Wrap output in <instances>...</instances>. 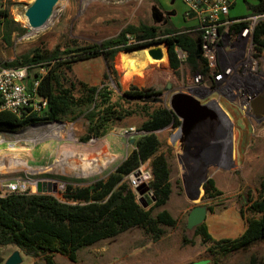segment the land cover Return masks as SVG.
I'll use <instances>...</instances> for the list:
<instances>
[{"label":"rangeland","instance_id":"obj_1","mask_svg":"<svg viewBox=\"0 0 264 264\" xmlns=\"http://www.w3.org/2000/svg\"><path fill=\"white\" fill-rule=\"evenodd\" d=\"M33 1L0 0V9H7L11 19L27 29L23 36L12 35L11 47L0 41V62L13 61L35 49L50 53L71 43L100 44L117 37L129 25L143 23L162 31L190 25L183 17L184 7L178 0H60L42 28L30 29L25 11ZM257 1L237 0L230 11L231 18L258 16L251 15L248 9ZM143 51L141 58H137V53ZM253 51L234 39L220 41L214 49L216 62L219 67H230L231 73L217 84L201 76L195 82L198 74L183 67L179 75L174 76L169 69L165 44L117 54L114 68L122 92L131 86L143 88L146 77L158 71L170 86L160 98L165 106L170 108V99L175 93L186 94L198 102V110L183 115L177 129L158 132L172 149L169 157L172 193L167 204L156 209L154 215L167 211L177 224L171 229L164 228L159 241L134 228L114 239L81 249L76 263L56 255V264H191L203 260H210V264L215 261L249 264L252 254L264 264V243L248 252L212 256L202 245L201 238L186 229L190 211L202 205L213 208L212 212L208 211L206 224L214 236L235 238L246 227L245 218L249 216L246 204L256 195L264 178V116L257 117L252 109L256 99L264 98V49L259 51L254 47ZM122 54L129 56L124 59ZM253 65L255 69L250 71ZM73 68L79 80L91 86H100L106 72L102 58L78 62ZM107 84L115 88L113 82ZM214 116L222 120L220 151L200 146L207 141L209 133L212 137L215 134L207 124ZM125 129L128 128H116L105 138L84 144L77 139L78 134L84 132L83 119L37 122L15 129L0 127V180H20L32 194H37V185L53 184L57 191L50 195L60 198L66 184H92L112 173L127 158L135 148L131 141L138 135H123ZM92 160H98L97 164L88 165ZM209 179L215 181L222 195L203 199L204 185ZM148 189L142 186L137 192L144 194ZM199 190L200 200L192 202L189 193ZM183 238L195 244H183ZM14 250L19 251L13 246H0V264H5L3 261ZM20 255L22 264H44L22 252Z\"/></svg>","mask_w":264,"mask_h":264},{"label":"trees","instance_id":"obj_2","mask_svg":"<svg viewBox=\"0 0 264 264\" xmlns=\"http://www.w3.org/2000/svg\"><path fill=\"white\" fill-rule=\"evenodd\" d=\"M248 9L251 15H264V0H258ZM187 30L162 31L143 23L129 25L117 37L100 44L71 43L50 53L35 49L13 61L0 62L4 68L32 66L30 82L38 76L37 71L43 69L45 73L40 77L38 94L48 102L47 111L40 118L19 119L0 111V127L15 129L37 122L83 119L84 132L78 134L77 139L84 144L93 139H103L116 128L132 127L130 125H134L139 134L133 143L135 148L127 158L112 173L92 184H66L60 198L32 193L0 196L1 247L13 246L24 256L41 260L44 264H56V255L76 263L81 249L114 239L134 228L159 241L164 228L176 226V219L167 211L154 215L156 209L167 204L172 193L169 165L172 149L158 132L167 128L177 129L182 123L160 100L167 92V79L162 73L152 71L143 88L131 86L122 92L114 59L120 52L165 44L169 69L174 76H178L183 67L212 82L207 60L197 54L201 35L187 33ZM14 33L23 36L27 29L14 22L7 9H0V41L6 47L12 46ZM253 41L259 51L264 49V20L257 23ZM177 48L185 53L183 62L177 58ZM98 58L103 59L106 67L102 84L91 86L79 80L74 64ZM109 81L115 88L107 84ZM145 163H148L152 177L148 187L154 196V203L147 208L140 205L128 180V176ZM40 188L44 193H54L56 186L43 183ZM204 189L203 199L222 195L213 179L207 180ZM246 208L249 216L245 218L246 228L239 236L216 240L209 233L206 220L193 231V236L201 238L202 245L212 256L248 252L264 243V178L256 195L249 198ZM207 209L213 211L212 207ZM183 244L193 246L195 242L183 238ZM249 264H260L256 255L250 256Z\"/></svg>","mask_w":264,"mask_h":264},{"label":"built area","instance_id":"obj_3","mask_svg":"<svg viewBox=\"0 0 264 264\" xmlns=\"http://www.w3.org/2000/svg\"><path fill=\"white\" fill-rule=\"evenodd\" d=\"M178 1L184 7V19L189 21L190 24L186 32L201 35L199 53L207 60L213 81L217 84L231 73L230 67H219L216 62L214 49L218 46V43L224 39H234L237 43L245 44L250 52L253 51L256 47L253 36L257 21L264 19V15L252 18H231L230 11L234 6V0ZM176 53L178 60L183 62L185 53L179 48L176 49ZM31 67L4 68L0 65V111L8 112L19 119L44 116L48 108V102L38 94V86L40 77L44 75L45 71L39 69L37 71L38 76L30 82ZM254 69L253 65L250 66L249 70L253 71ZM200 76L198 74L195 82H198ZM122 134L139 136L134 127L125 129ZM151 179V174L148 172V163L141 165L128 176L130 186L135 191L142 206L148 207L154 203L153 192L150 189L144 194L137 192V189L142 186L144 188L148 187ZM21 184L20 180H0V196L7 197L12 194L24 195L31 193L27 185Z\"/></svg>","mask_w":264,"mask_h":264},{"label":"water","instance_id":"obj_4","mask_svg":"<svg viewBox=\"0 0 264 264\" xmlns=\"http://www.w3.org/2000/svg\"><path fill=\"white\" fill-rule=\"evenodd\" d=\"M59 1L60 0H34L32 4L25 11V17L27 19L29 28L30 29L42 28L51 18L53 9ZM197 54H199V50ZM167 88H170V86L168 85ZM198 107L199 105L196 100L183 93H175L170 99V109H172V111L180 120L182 119L183 115H185L186 113H193L194 111H197ZM252 109L254 113H257V117L264 116V98L256 99L252 104ZM258 110L259 112H257ZM55 123H59V122H55ZM134 141L135 140H132V144L134 143ZM36 193L44 194V195L53 194V193L42 192L40 185L36 186ZM188 198L192 202H197L201 198V193L199 191H196L195 194L189 193ZM207 214H208V209L206 206L202 205V206L194 207L190 211L187 217L186 229L188 231L193 232L198 226H200L206 220ZM22 261L23 260L20 255V252L14 251L11 254V256L5 261V264H22ZM191 264H210V260L197 261Z\"/></svg>","mask_w":264,"mask_h":264},{"label":"crops","instance_id":"obj_5","mask_svg":"<svg viewBox=\"0 0 264 264\" xmlns=\"http://www.w3.org/2000/svg\"><path fill=\"white\" fill-rule=\"evenodd\" d=\"M236 1L237 0H234V5H235V3H236ZM214 103H216V101L214 102ZM217 104V103H216ZM214 105V104H213ZM219 105V104H218ZM257 112H259V110L257 111ZM206 119H209V118H206ZM207 121V120H206ZM205 121V122H206ZM209 121V120H208ZM207 123V122H206ZM208 126L212 129H214L215 131H213V133H215V134H213V137H212V135H211V133H209V135H207L206 136V138H205V140H207V141H204V142H201L200 143V146H204L205 148H207V149H212V147L215 149V150H218V151H220V145H219V139H220V137H221V133H220V129H222L221 127H222V120L220 119V116H214V118H213V120L211 121H209L208 123ZM213 126V127H212ZM209 129V128H208ZM211 132V131H210ZM214 139V140H213ZM216 140V141H215ZM131 144H132V141H131ZM202 144V145H201ZM213 145V146H212ZM144 207V206H143ZM145 208H147L146 206H145ZM246 228V227H245ZM245 230V229H244ZM243 230V231H244ZM209 233L212 235V237L214 238V239H216V240H220V239H224L225 238V236H222V234H216V235H220V236H214L210 231H209ZM243 233V232H242ZM226 238H231L230 236L229 237H226ZM15 251V250H14ZM13 251V252H14ZM12 254V253H11ZM9 257V256H8ZM7 257V258H8ZM7 258L3 261V262H5L6 260H7Z\"/></svg>","mask_w":264,"mask_h":264},{"label":"bare ground","instance_id":"obj_6","mask_svg":"<svg viewBox=\"0 0 264 264\" xmlns=\"http://www.w3.org/2000/svg\"><path fill=\"white\" fill-rule=\"evenodd\" d=\"M145 51H143V52H139V53H137V58H141V56H142V54L144 53ZM129 55H127V54H122V57L125 59L126 57H128ZM48 132H50L49 131V129H46ZM54 135H56L55 134V132H54ZM101 160V159H100ZM96 162H98V160H92V161H88V165L90 164V163H92L93 165H96L97 163ZM101 162H103V161H101ZM96 163V164H95ZM98 166V165H97ZM199 192H201L200 190H199Z\"/></svg>","mask_w":264,"mask_h":264},{"label":"flooded vegetation","instance_id":"obj_7","mask_svg":"<svg viewBox=\"0 0 264 264\" xmlns=\"http://www.w3.org/2000/svg\"><path fill=\"white\" fill-rule=\"evenodd\" d=\"M195 112V111H194ZM183 161L186 160V157H182ZM188 169H191V166L190 165H187Z\"/></svg>","mask_w":264,"mask_h":264}]
</instances>
